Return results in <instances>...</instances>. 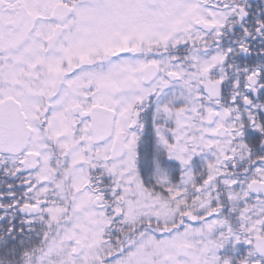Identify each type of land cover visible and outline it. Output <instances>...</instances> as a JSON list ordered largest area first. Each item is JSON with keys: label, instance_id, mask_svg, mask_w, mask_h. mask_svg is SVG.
Masks as SVG:
<instances>
[{"label": "snow or ice", "instance_id": "obj_1", "mask_svg": "<svg viewBox=\"0 0 264 264\" xmlns=\"http://www.w3.org/2000/svg\"><path fill=\"white\" fill-rule=\"evenodd\" d=\"M0 264H264V0H0Z\"/></svg>", "mask_w": 264, "mask_h": 264}]
</instances>
